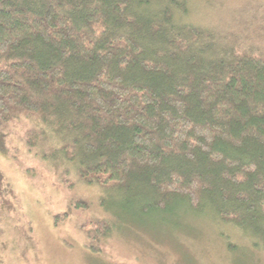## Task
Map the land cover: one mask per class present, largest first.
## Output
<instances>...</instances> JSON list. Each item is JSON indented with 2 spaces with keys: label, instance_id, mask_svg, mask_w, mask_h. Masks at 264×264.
I'll return each mask as SVG.
<instances>
[{
  "label": "trees",
  "instance_id": "16d2710c",
  "mask_svg": "<svg viewBox=\"0 0 264 264\" xmlns=\"http://www.w3.org/2000/svg\"><path fill=\"white\" fill-rule=\"evenodd\" d=\"M191 4L0 0V124L28 119L29 149L143 212L208 211L264 245V50Z\"/></svg>",
  "mask_w": 264,
  "mask_h": 264
},
{
  "label": "rangeland",
  "instance_id": "374dc122",
  "mask_svg": "<svg viewBox=\"0 0 264 264\" xmlns=\"http://www.w3.org/2000/svg\"><path fill=\"white\" fill-rule=\"evenodd\" d=\"M191 2L200 25H221L264 50V0ZM29 123L0 124V264H264L257 238L208 211L143 212L137 195L41 157L24 140Z\"/></svg>",
  "mask_w": 264,
  "mask_h": 264
}]
</instances>
